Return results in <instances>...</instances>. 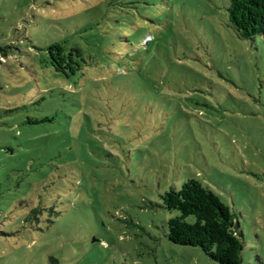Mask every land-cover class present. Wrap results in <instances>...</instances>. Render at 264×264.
I'll return each instance as SVG.
<instances>
[{"label":"rangeland","instance_id":"374dc122","mask_svg":"<svg viewBox=\"0 0 264 264\" xmlns=\"http://www.w3.org/2000/svg\"><path fill=\"white\" fill-rule=\"evenodd\" d=\"M227 4L0 0V264H217L167 239L190 179L264 264V41Z\"/></svg>","mask_w":264,"mask_h":264},{"label":"trees","instance_id":"16d2710c","mask_svg":"<svg viewBox=\"0 0 264 264\" xmlns=\"http://www.w3.org/2000/svg\"><path fill=\"white\" fill-rule=\"evenodd\" d=\"M227 19L239 39L264 41V0H228ZM62 47L58 44L49 48ZM51 56V55H50ZM162 206L177 211L168 220L169 242L197 247L217 264H242V233L235 215L210 189L194 179L186 180L180 189L170 188L161 196ZM39 209H32L27 219L36 217ZM194 217L188 222L187 217Z\"/></svg>","mask_w":264,"mask_h":264}]
</instances>
